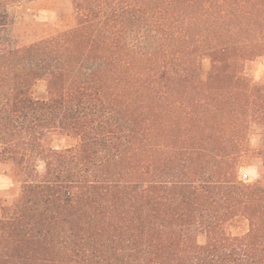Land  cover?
Returning a JSON list of instances; mask_svg holds the SVG:
<instances>
[{
	"label": "trees",
	"instance_id": "trees-1",
	"mask_svg": "<svg viewBox=\"0 0 264 264\" xmlns=\"http://www.w3.org/2000/svg\"><path fill=\"white\" fill-rule=\"evenodd\" d=\"M21 1L0 0V264H264V0L11 26Z\"/></svg>",
	"mask_w": 264,
	"mask_h": 264
},
{
	"label": "rangeland",
	"instance_id": "rangeland-1",
	"mask_svg": "<svg viewBox=\"0 0 264 264\" xmlns=\"http://www.w3.org/2000/svg\"><path fill=\"white\" fill-rule=\"evenodd\" d=\"M64 9L66 13L70 12V5L67 0H41L36 2L21 1L10 7V25L16 26L20 24H31L33 22H49L57 23L58 14ZM208 66L209 63L206 62ZM248 75L260 81L264 77V59L249 64L247 67ZM44 91V88H41ZM254 138L252 144L256 145ZM67 145L66 140L56 141L54 147L59 148ZM258 168L256 165L245 167L241 171V177L247 181H253L258 178ZM13 181L5 172H0V194L4 196L13 189ZM200 243L205 242V237L199 238Z\"/></svg>",
	"mask_w": 264,
	"mask_h": 264
}]
</instances>
